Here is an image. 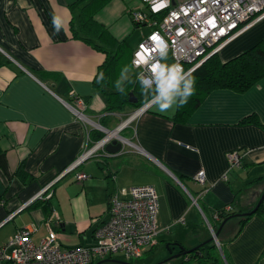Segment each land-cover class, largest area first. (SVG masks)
Here are the masks:
<instances>
[{"label":"crops","instance_id":"crops-1","mask_svg":"<svg viewBox=\"0 0 264 264\" xmlns=\"http://www.w3.org/2000/svg\"><path fill=\"white\" fill-rule=\"evenodd\" d=\"M77 2L0 0V52L6 59L0 66V246L24 227L33 228L35 243L51 228L64 246L92 245L95 228L109 217L110 194L141 184L152 185L158 194L157 243L145 252L160 244L168 245L169 254L181 251L179 245L201 244L212 236L204 217L218 225L212 210L230 205L235 213L249 211L264 191V77L242 93L210 91L184 121L173 119L176 110L161 114L149 107L120 131L132 149L99 151L63 174L101 137L64 101L82 97L86 117H95L91 120L107 130L120 123L121 112L135 109L106 110L109 88L95 83L106 54L83 34H72ZM139 7L140 0H108L94 15L116 41L127 43L130 58L150 30L132 22L130 10ZM53 13L65 20L59 35H53ZM262 37L264 17L217 54L226 61ZM250 114L261 124L242 121ZM233 149L242 153L238 167L228 164L226 155ZM199 169L206 177L202 193L193 179ZM77 171L89 176L78 181ZM52 181L50 196L34 199ZM188 193L198 196L202 212ZM239 219L233 230L223 225L216 235L219 244L212 240L218 258L211 264H264V214L253 213L241 228ZM210 245H203V254Z\"/></svg>","mask_w":264,"mask_h":264},{"label":"built area","instance_id":"built-area-1","mask_svg":"<svg viewBox=\"0 0 264 264\" xmlns=\"http://www.w3.org/2000/svg\"><path fill=\"white\" fill-rule=\"evenodd\" d=\"M130 17L134 25H145L150 29L133 50L131 63L134 69H138V72L145 70L146 66L139 63L137 53L146 54L145 49L150 53V38L158 34L169 43L167 62H179L185 70L193 72L243 28L264 17V0H140V7L130 10ZM133 61H137V64ZM64 104L74 116L88 121L93 127L103 130L104 134L86 147L63 174L74 170L99 151H106V144L113 139L132 145L120 131L149 108L144 104L135 108L115 129L107 130L99 122L86 117L82 97L73 95L72 100L64 101ZM226 156L230 167L241 165L242 153L239 149L229 151ZM88 176L81 171L75 172V179L78 181ZM193 179L201 185L200 193L204 192V170L199 169ZM52 184L53 181L48 183L34 199L49 197ZM188 195L200 209L198 196L191 193ZM223 209L229 211L231 206L225 205ZM212 217L219 220L218 212L213 211ZM204 218L213 238L219 244L213 225ZM32 230L33 228L28 227L18 229L0 246V264H91L96 259L110 257L115 252H121L125 258L132 259L157 243L158 194L150 184L120 187L113 191L109 197V217L95 228L96 241L92 245L64 246L58 242L57 233L51 228L35 243L30 237Z\"/></svg>","mask_w":264,"mask_h":264},{"label":"trees","instance_id":"trees-1","mask_svg":"<svg viewBox=\"0 0 264 264\" xmlns=\"http://www.w3.org/2000/svg\"><path fill=\"white\" fill-rule=\"evenodd\" d=\"M79 0L75 6H77V15L75 19H72L71 31L74 36H80L83 34V38L92 43L94 47L102 50L106 54L104 62L100 66L99 73L96 77V85L102 90L105 87L109 88L106 92V110L107 111H121L125 106H132L138 108L144 104L143 97L140 92V87L136 81L135 74L130 75V80L125 84V91L123 94L116 91L114 82L119 77L120 71L124 66H130L133 52L127 47V43L124 41H116L108 32L107 28L98 23L94 15L108 0ZM74 23L76 24L74 26ZM82 37V36H81ZM6 62L3 54L0 52V66ZM104 74V80L97 82L99 74ZM196 77V91L195 94L189 99L188 103L179 109H176L173 119L184 121L190 115V113L198 106L203 100L205 95L210 91L219 88L231 89L235 92H245L255 83H257L262 77H264V37L260 38L252 46L245 49L233 58L226 61H222L217 53L210 55L199 67L193 72ZM133 94L136 101H129V93ZM242 121L253 122L261 124L260 120L255 114H250ZM103 133L98 131L96 138L102 136ZM21 173V170L18 171ZM225 205L212 210L217 211L219 220L218 225H213L215 231L223 219L235 211L231 209L225 211L223 209ZM264 212V202H262L257 210L253 213L262 214ZM247 216H241L239 219L240 228L253 214ZM212 218V217H211ZM208 253L203 254L200 246L191 252L181 254L182 258L180 264H189L192 260H196L198 264H211L217 261V250L213 241L208 242ZM152 249V248H151ZM150 249V250H151ZM184 249V248H182ZM187 256L188 259H183ZM169 260V259H168ZM167 261V260H166ZM164 260L160 264H165Z\"/></svg>","mask_w":264,"mask_h":264},{"label":"clouds","instance_id":"clouds-1","mask_svg":"<svg viewBox=\"0 0 264 264\" xmlns=\"http://www.w3.org/2000/svg\"><path fill=\"white\" fill-rule=\"evenodd\" d=\"M53 35H59L65 25V20L56 13L51 17ZM150 53H137L139 63L145 65V70L136 73L145 107H154L161 114L169 110L184 107L195 94L196 77L191 70H185L179 62L168 63L169 43L160 35L154 34L151 38ZM143 47V46H142ZM137 64V61H133ZM131 69L126 65L114 82L117 92L123 94L125 84L130 80ZM104 80L100 73L97 82Z\"/></svg>","mask_w":264,"mask_h":264},{"label":"rangeland","instance_id":"rangeland-1","mask_svg":"<svg viewBox=\"0 0 264 264\" xmlns=\"http://www.w3.org/2000/svg\"><path fill=\"white\" fill-rule=\"evenodd\" d=\"M129 68L131 69L129 75L138 73V71H139L138 69H134L131 66H129ZM128 109H130V108H127V111L130 112L131 109L130 110H128ZM127 113L124 114V115H122V112L120 113L121 114L120 123L125 121L130 116V113L129 114H127ZM85 114L88 115L87 113H85ZM88 116H90V115H88ZM90 118L96 120L95 117H90ZM130 124H132V122H130L128 124V126ZM124 129H122V130H124ZM123 147H124V149H129V148L132 149V147L126 142L124 143ZM261 213L264 214V212H261ZM236 218H230L229 220H227L226 223L224 224L225 225L224 228L226 227L225 228L226 230L235 229L236 221H237ZM213 241H215V240H213ZM175 253H177V252H173L172 254H175ZM169 256H170V254H169L168 247L166 245H164V244H160L157 249L152 250V251L144 252L139 257H135V258H132V259L125 258V256L121 252H115V253L112 254L111 260L103 261V262H101L99 264H123V263H120L121 261L130 262V263H133V264H155L157 262H160V261L168 258ZM180 261H181V258L175 257V258H171V259L167 260L165 262V264H178Z\"/></svg>","mask_w":264,"mask_h":264},{"label":"water","instance_id":"water-1","mask_svg":"<svg viewBox=\"0 0 264 264\" xmlns=\"http://www.w3.org/2000/svg\"><path fill=\"white\" fill-rule=\"evenodd\" d=\"M129 101L130 102H134L136 101V98L133 97V94L130 92L129 93ZM123 142L121 140H117V139H113L111 142H109L108 144H106L105 146V150L109 153H115V152H119L122 148H123ZM264 202V191H262V193L260 194L255 206L249 210V211H246V212H238V213H234V214H231L229 215L228 217H226L225 219L222 220V222L220 223L219 227L217 228V230L215 231V236L218 235L219 231L222 229L223 225L226 223L227 220H229L230 218L232 217H243V216H247L248 214H251L253 212H255L257 210V208L259 207V205ZM213 240V237L211 236L210 238H208L206 241L202 242L201 244L199 245H196L190 249H182V247L179 245V248L181 249V251L175 253V254H170V256L166 259H164V261L170 259V258H173V257H178L180 256L181 254H185V253H188V252H191L193 251L194 249L200 247V246H203L204 244L210 242ZM168 246V245H167ZM107 260H111V257H107V258H103L101 260H99L98 262H96L95 264H99L103 261H107ZM162 261L160 262H157L155 264H160ZM120 263H123V264H133V263H130V262H124V261H121Z\"/></svg>","mask_w":264,"mask_h":264}]
</instances>
